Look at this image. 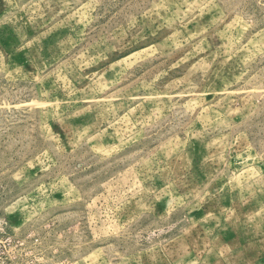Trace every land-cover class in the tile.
I'll list each match as a JSON object with an SVG mask.
<instances>
[{
    "label": "rangeland",
    "instance_id": "1",
    "mask_svg": "<svg viewBox=\"0 0 264 264\" xmlns=\"http://www.w3.org/2000/svg\"><path fill=\"white\" fill-rule=\"evenodd\" d=\"M0 264H264V0H0Z\"/></svg>",
    "mask_w": 264,
    "mask_h": 264
}]
</instances>
